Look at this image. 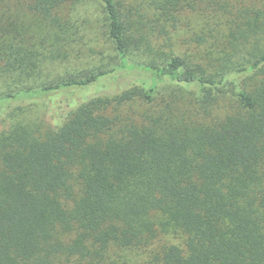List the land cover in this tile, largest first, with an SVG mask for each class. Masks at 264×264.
Returning a JSON list of instances; mask_svg holds the SVG:
<instances>
[{"label": "trees", "instance_id": "1", "mask_svg": "<svg viewBox=\"0 0 264 264\" xmlns=\"http://www.w3.org/2000/svg\"><path fill=\"white\" fill-rule=\"evenodd\" d=\"M81 1L0 0V80L14 83L0 108L118 72L142 71L151 84L72 98L44 130H0V264H264V0H153L171 29L197 13L199 43L227 28L204 66L178 56L129 63L141 40L135 11L90 0L118 63L19 86L34 78L38 55L12 20L25 14L11 10L26 8L62 36V9Z\"/></svg>", "mask_w": 264, "mask_h": 264}, {"label": "rangeland", "instance_id": "2", "mask_svg": "<svg viewBox=\"0 0 264 264\" xmlns=\"http://www.w3.org/2000/svg\"><path fill=\"white\" fill-rule=\"evenodd\" d=\"M119 1L125 8L135 11L133 18L139 19V30L135 36L141 40L137 49L130 52L129 63L161 64L170 56H178L192 64L204 66L210 54L216 55L225 44V37L228 34L226 27L216 30L217 32L208 37L205 43L196 40V36L201 35L203 31L202 19L197 13L183 14L176 28L171 29L168 24L157 20L153 0ZM14 12L25 14V17L19 15L21 21L14 17L12 20L17 21L16 25L19 28L20 24L24 25L25 38L38 55V71L35 72L34 78L28 81L21 78L19 86L55 83L70 76L78 77L109 69L118 63L113 45L107 39L102 8L95 2L85 0L62 9L60 16L67 23V31L62 36L40 20L31 18L26 8L11 10V13ZM206 70L209 72V69ZM13 84L12 80L1 79L0 93L5 92L8 87H14ZM150 84V77L142 71L118 72L91 87L69 94L61 93L13 102L0 108V130L14 122L44 130L47 124L53 123L56 113L62 115L69 110L68 106L74 103L73 99L76 104L92 98L114 99L124 90L142 89ZM163 87H160L161 91L165 90ZM133 109L142 112L140 105Z\"/></svg>", "mask_w": 264, "mask_h": 264}]
</instances>
